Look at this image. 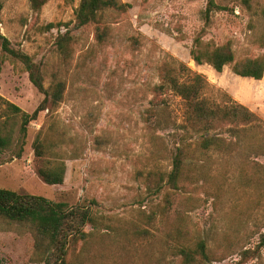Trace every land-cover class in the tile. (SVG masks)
<instances>
[{"label": "rangeland", "instance_id": "1", "mask_svg": "<svg viewBox=\"0 0 264 264\" xmlns=\"http://www.w3.org/2000/svg\"><path fill=\"white\" fill-rule=\"evenodd\" d=\"M122 1L131 8L79 26L81 0H47L38 10L31 0H0V32L32 58L46 89L60 83L63 90L57 104L43 102L24 63L0 42V96L29 114L41 108L23 136L21 114H7L0 102V123L13 128L0 154V188L90 211L66 264H264V135L247 132L248 146L235 151L203 150L187 130L184 100L155 91L165 64L181 62L208 80V96L241 103L264 121V78L193 60L207 0ZM216 2L224 9L212 13L202 40L230 43L235 61L264 56V0ZM183 144L203 173L173 188L165 172ZM59 161L64 183H45L39 170ZM50 258L30 223L0 216V264Z\"/></svg>", "mask_w": 264, "mask_h": 264}, {"label": "trees", "instance_id": "2", "mask_svg": "<svg viewBox=\"0 0 264 264\" xmlns=\"http://www.w3.org/2000/svg\"><path fill=\"white\" fill-rule=\"evenodd\" d=\"M47 0H31L34 9H40ZM131 8L130 3L122 0H81L76 9V22L84 26L98 20L102 11L114 9L125 11ZM216 0H207L203 12L205 26L195 39L191 50L193 60L199 65L210 64L217 72L221 73L225 66L234 64V72L241 77H250L256 80L264 78V56L247 58L235 61V54L230 43L214 45L202 40V34L210 25L212 13L222 10ZM52 26V25H50ZM102 34L99 35L101 38ZM2 50L13 59L22 61L29 71L33 85L45 95L44 101L50 98L53 104H57L62 98V84H57L52 90L44 87L39 68L32 58L20 50L11 47L10 40L0 32ZM2 63L0 61V70ZM210 83L199 73L193 72L187 65L178 62L166 65L163 69L162 83L155 87L157 92H165L180 96L186 106V125L199 135V145L203 150H222L228 148L235 151L245 148L247 144V132L254 131L255 139L259 140L264 135L258 131L264 125V121L247 106L235 101H217L208 96ZM2 101V102H1ZM0 102L6 104L7 114H21L22 123L20 133L25 136L29 123L36 119L41 108L34 113L23 112L22 109L9 101ZM224 133L226 136H224ZM243 133V134H241ZM13 138V128L9 129L4 123H0V154L10 147ZM38 156L44 154V144L41 141L35 143ZM190 149L186 145H179L173 154L172 169L165 172V184L173 188L179 186L180 181L202 176L197 165L192 161ZM20 156V153L18 154ZM39 174L49 185L64 183L66 175V163L59 161L48 162L39 170ZM0 216L12 221L28 222L35 229V241L39 248L46 246L52 253L49 264H66L67 247L78 233L84 234L83 228L92 222V215L88 209L75 206L70 207L64 202H54L46 197L31 194H22L16 191L0 188ZM199 251L205 255V243L199 244ZM186 257L192 252L183 251ZM193 256V255H192Z\"/></svg>", "mask_w": 264, "mask_h": 264}]
</instances>
